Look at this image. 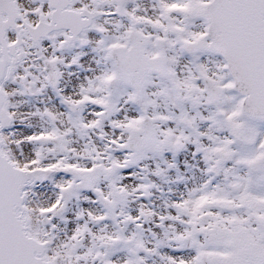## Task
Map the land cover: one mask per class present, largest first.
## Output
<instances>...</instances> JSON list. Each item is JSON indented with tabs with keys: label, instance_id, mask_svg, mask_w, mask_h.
I'll return each mask as SVG.
<instances>
[{
	"label": "snow or ice",
	"instance_id": "obj_1",
	"mask_svg": "<svg viewBox=\"0 0 264 264\" xmlns=\"http://www.w3.org/2000/svg\"><path fill=\"white\" fill-rule=\"evenodd\" d=\"M0 264H264V0H0Z\"/></svg>",
	"mask_w": 264,
	"mask_h": 264
}]
</instances>
